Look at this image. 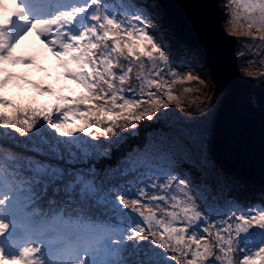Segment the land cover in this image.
I'll return each mask as SVG.
<instances>
[{
	"label": "snow or ice",
	"instance_id": "6c2138e0",
	"mask_svg": "<svg viewBox=\"0 0 264 264\" xmlns=\"http://www.w3.org/2000/svg\"><path fill=\"white\" fill-rule=\"evenodd\" d=\"M52 3L55 11L45 10ZM228 3L232 30L243 20L250 38L264 41V0ZM153 19L148 0H0V264H264V202L206 211L207 184L148 159L178 144L162 139L126 156L120 175L145 169L129 184L89 165L111 158L121 132L164 118L171 104L182 109L175 85L207 84L172 64ZM29 33L63 69V86L13 71H44L38 54L18 52ZM19 84L52 103L9 99Z\"/></svg>",
	"mask_w": 264,
	"mask_h": 264
},
{
	"label": "rangeland",
	"instance_id": "374dc122",
	"mask_svg": "<svg viewBox=\"0 0 264 264\" xmlns=\"http://www.w3.org/2000/svg\"><path fill=\"white\" fill-rule=\"evenodd\" d=\"M220 1L223 27L228 34L233 35L236 39L235 48L239 69L244 76L253 78L256 85L261 84L264 81V75H261V73L264 72V59H262L261 54L258 53H260L261 50H264V41L252 40L248 35L249 30L247 28V24L243 20L240 21L243 27H237L233 31L232 25L229 23V12L231 6L229 5L228 0ZM148 3L152 5V11L154 15V19L152 21L154 28L150 29V31L155 32V38L163 46L164 50L170 57V60L173 62V65L177 69L183 70L185 72L192 71L194 74L198 73L204 78V80L207 81V84L201 85L198 82H193L191 85H175L174 91L184 102V107L182 109L177 108L175 104H171L168 109H161V113H167L164 118L157 120L156 117H154L152 121H148L147 119L142 120L138 123L137 129L121 132L120 135L125 139L132 138V142L138 140L140 141L142 139L141 135L146 134L148 139L151 140L149 141V144L151 143L160 145L162 139H166L168 142L178 144L179 147L175 150V152L179 153L185 159V161L181 157H177L172 160L174 161L172 164L160 162L157 165L161 167H171L182 177L189 179L192 185L197 187L207 184L210 187V190L204 192L203 194L205 197L204 207L206 211L216 209L220 212H227L229 207L235 204L246 208L253 204H259L263 202L264 199L263 201H260L261 197L256 199L255 193L261 192L260 189H257L258 191H250L253 194L254 201L250 200L248 202H244L245 197L241 196H243L245 193L241 194L240 192L242 190H246L247 186L241 184L240 182V184L232 183L230 184L231 186L228 190H224V194L222 195L224 199L220 197L221 194L218 193V190L212 186V188L216 190L215 192L211 188L210 182H212L213 178L214 181L216 180L214 177L216 175L209 172L214 171L216 173H220V175L223 172L221 168L212 160L209 153L212 119L218 102L223 95V90L214 87L213 82L208 76L207 68L201 64L198 54L195 51L188 49L183 43L180 42L179 44L184 47V53H179L171 47L165 32L166 26L163 23V19L165 20V18L159 9V6L155 0H148ZM56 7L57 6L55 3L44 6L45 10L53 11H55ZM166 23L168 22L166 21ZM251 35L258 36L260 33L256 32L255 29H252ZM169 36L173 37L174 35L170 34ZM18 52L20 54H38L39 65L44 69V71L25 68L23 66H17L15 69H13V71L18 74H26L30 80L36 83H43L44 85L53 84L57 87L64 85L65 81L62 77L60 78L59 85H56L57 74L62 72L63 69L57 68L55 57H53L50 53H47L39 40L35 39L34 41H26L24 37L18 45ZM241 53H243V55H241ZM68 86L74 87V85L71 84ZM189 86L193 88V93H183V88ZM196 89H202L203 91L197 92L195 91ZM7 95L9 99L23 104H28L32 100H35L40 105H47L51 104L53 101V98L51 97L39 96L31 87L26 84L10 86ZM196 96H199V99H196ZM205 100H207V103H205ZM199 105H203V107L197 109V106ZM161 113H157L156 116H160ZM159 125H163V128L157 127ZM20 139L23 140L24 138L21 137ZM85 139L88 138L86 137ZM158 151L159 150L157 149L153 153H157ZM116 157H118V152L114 150L113 156L108 158V161L114 160ZM101 161L102 158L92 159L89 161V165H95L97 171L101 172V174L106 173L110 169L112 175L110 183L117 184L120 178L127 176H122L120 175L119 171H116L117 169L122 171L124 168L129 167V165L125 164L124 162L118 166H109L106 161L102 167H100L102 164ZM205 172L206 174H204ZM205 175H209L213 178L211 179L207 176L205 177ZM229 177L232 179L234 178L230 175ZM234 179L238 181L236 178ZM89 211L93 215H97L95 209H90ZM97 218L100 217L97 215ZM20 219L21 223L25 226V229H27L29 224L27 219L23 216ZM145 243H147V241H145ZM37 255L39 256V253ZM81 259H85V257H81Z\"/></svg>",
	"mask_w": 264,
	"mask_h": 264
},
{
	"label": "water",
	"instance_id": "95a60500",
	"mask_svg": "<svg viewBox=\"0 0 264 264\" xmlns=\"http://www.w3.org/2000/svg\"><path fill=\"white\" fill-rule=\"evenodd\" d=\"M155 1L175 39L198 54L214 87L223 90L211 124L212 160L241 184L264 189V81L256 85L241 73L221 1Z\"/></svg>",
	"mask_w": 264,
	"mask_h": 264
},
{
	"label": "trees",
	"instance_id": "16d2710c",
	"mask_svg": "<svg viewBox=\"0 0 264 264\" xmlns=\"http://www.w3.org/2000/svg\"><path fill=\"white\" fill-rule=\"evenodd\" d=\"M172 64H173V62H172ZM157 127H162L163 128V125H159ZM141 138L142 139L140 141L138 140V141H135V142H132L133 141L132 138H126L125 140H123V142L120 143L118 148L111 150V157L113 156V151L114 150L118 152V157H116L114 160H111V161H108L107 157H103L102 161H101L102 164L100 165V167H102V165L106 161H107L106 163H108L109 166L110 165L111 166H113V165L118 166L121 163H123L124 158L126 156H128L130 153L132 155H134L133 158L135 159L136 151L139 150L142 153L144 148H145V145L149 144V141H151L150 139H148V136L146 134L141 135ZM127 142H128V144H127ZM131 142H132V144H131ZM136 142H138V143H136ZM126 144H127V146H126ZM159 155H160V153L158 151L157 153H153L151 156H149L148 159H149V161H150V163L152 165H157L160 162H165L167 164L168 163L172 164L174 162L172 160L174 158H177V157H181L185 161V159L179 153H177L175 151L170 152V154L168 156H165L164 158H158ZM144 171H145V169L141 167V168H139L137 173H131V174L125 176L124 178H120L118 184H129V183H131L134 180H139L141 174ZM223 172L221 174L222 176L220 175V173H216L214 171L209 172V173H214V175H216V176H214L215 179H216L215 181L213 180L214 179L213 177H211L209 175H205V177L207 176L208 178H211V179L213 178L212 182H210L211 183V188L213 186L216 190L219 191L218 193L221 194V196L223 195L222 192L224 193V190H228L229 189V187L231 186L230 184H232V183L233 184H240L239 181H236L234 178L232 179L231 177H229V175L227 176V174L225 172L224 173ZM204 174H206V172ZM214 188H212V189H214ZM221 198L224 199L223 196Z\"/></svg>",
	"mask_w": 264,
	"mask_h": 264
},
{
	"label": "bare ground",
	"instance_id": "6f19581e",
	"mask_svg": "<svg viewBox=\"0 0 264 264\" xmlns=\"http://www.w3.org/2000/svg\"><path fill=\"white\" fill-rule=\"evenodd\" d=\"M46 6V5H45ZM163 23L165 24V26H166V30H165V32H166V35H167V38L169 39V43H170V45H171V47L173 48V49H175L177 52H179V53H184V50H183V46H181L180 44H179V42H178V40L177 39H175V37L173 38V37H170L169 35L170 34H173V32H172V28L168 25V23H166V21L163 19ZM25 39H26V41H34L35 39H36V37H35V35L33 34V33H29L27 36H25ZM181 43V42H180ZM188 55V54H187ZM210 188V187H209ZM215 192H216V190L215 189H213ZM251 190H255V191H258L257 189H252V188H249V187H246V190H242L240 193L241 194H243V193H245L243 196H241V197H245V199H244V202H248V201H254L253 200V194L250 192ZM260 191L261 192H256L255 194H256V199L257 198H259V197H261L260 198V201L262 200L263 201V199H264V189H260ZM233 193V192H232ZM222 194H224L223 192H222ZM220 197H222V196H220ZM254 198H255V196H254ZM264 202V201H263ZM251 203V202H250Z\"/></svg>",
	"mask_w": 264,
	"mask_h": 264
}]
</instances>
